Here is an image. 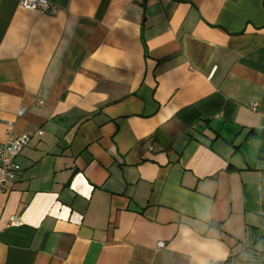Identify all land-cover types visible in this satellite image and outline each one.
Instances as JSON below:
<instances>
[{
    "label": "crops",
    "instance_id": "crops-1",
    "mask_svg": "<svg viewBox=\"0 0 264 264\" xmlns=\"http://www.w3.org/2000/svg\"><path fill=\"white\" fill-rule=\"evenodd\" d=\"M49 1L0 0V264H264V0Z\"/></svg>",
    "mask_w": 264,
    "mask_h": 264
},
{
    "label": "built area",
    "instance_id": "built-area-1",
    "mask_svg": "<svg viewBox=\"0 0 264 264\" xmlns=\"http://www.w3.org/2000/svg\"><path fill=\"white\" fill-rule=\"evenodd\" d=\"M142 3L144 0H137ZM20 4L27 10H39L47 14H55L57 6L49 0H20ZM256 104L252 103L251 108L255 109ZM25 111L24 107H20L18 115L21 116ZM7 139L0 144V195L6 191L7 183L15 177L20 171V166L15 160V156L27 144L29 137L27 135H16L13 132V125L11 122L7 124ZM41 134V131L37 132ZM10 223L17 224L15 217L10 218ZM158 247L164 246L163 242L157 244ZM210 264H214L213 262Z\"/></svg>",
    "mask_w": 264,
    "mask_h": 264
}]
</instances>
